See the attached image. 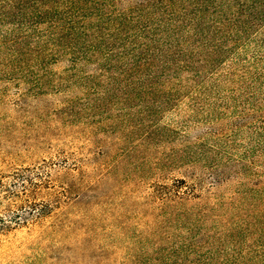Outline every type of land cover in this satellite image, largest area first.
Masks as SVG:
<instances>
[{"label": "rangeland", "instance_id": "1", "mask_svg": "<svg viewBox=\"0 0 264 264\" xmlns=\"http://www.w3.org/2000/svg\"><path fill=\"white\" fill-rule=\"evenodd\" d=\"M28 62L40 81L17 80L0 45V264H264L251 225L246 236L213 227L196 256L186 227L165 218L172 204L154 193L198 181L238 209L239 225L230 103L210 97L201 110L182 95L134 97L108 81H44L65 76L64 63H45L40 78L44 63Z\"/></svg>", "mask_w": 264, "mask_h": 264}, {"label": "trees", "instance_id": "2", "mask_svg": "<svg viewBox=\"0 0 264 264\" xmlns=\"http://www.w3.org/2000/svg\"><path fill=\"white\" fill-rule=\"evenodd\" d=\"M0 45L17 80L40 81L31 58L44 63L40 78L45 63H64L65 76L44 81H108L134 97L182 95L201 110L210 97L230 103L239 114V225L238 209L206 197L196 177L154 193L172 204L162 216L186 227L196 256L223 223L245 236L251 225L264 256V0H0Z\"/></svg>", "mask_w": 264, "mask_h": 264}]
</instances>
